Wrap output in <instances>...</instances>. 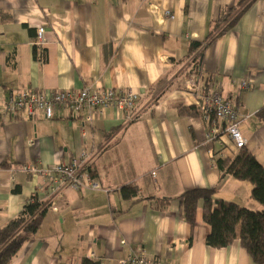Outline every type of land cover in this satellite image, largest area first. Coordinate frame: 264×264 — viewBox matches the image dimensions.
Returning <instances> with one entry per match:
<instances>
[{
    "label": "crops",
    "instance_id": "crops-1",
    "mask_svg": "<svg viewBox=\"0 0 264 264\" xmlns=\"http://www.w3.org/2000/svg\"><path fill=\"white\" fill-rule=\"evenodd\" d=\"M236 2L0 0V227L41 185L22 171L24 164H69L86 150L88 172L100 185L66 189L54 199L11 264H117L135 250L163 264H254L238 239L227 248L208 247L201 208L190 225L178 199L213 189L216 198L260 209L249 183L220 178L214 165V151L236 154L231 139L209 142V121L177 111L196 106L185 87L194 75L183 61L189 43L213 33L214 21ZM39 27L46 28L43 60L35 45ZM200 72L201 90L209 77L236 107L244 147L264 168V0L205 46ZM86 86L136 91V118L127 121L112 108L73 115L58 107L46 120L40 113L12 117L5 108L8 93L27 87ZM127 185L137 188L128 200L120 192Z\"/></svg>",
    "mask_w": 264,
    "mask_h": 264
},
{
    "label": "trees",
    "instance_id": "trees-1",
    "mask_svg": "<svg viewBox=\"0 0 264 264\" xmlns=\"http://www.w3.org/2000/svg\"><path fill=\"white\" fill-rule=\"evenodd\" d=\"M254 1L237 0L214 21L213 33L207 34L202 41L189 43L183 61H189L187 67L191 68V73L198 79H203L200 63L205 46L231 30ZM211 81L209 77L205 78L203 86L206 88ZM177 111L180 117H200L195 105H179ZM213 156L220 178L229 175L235 180L249 183L250 198L260 205V209L250 210L237 203L216 198L213 189H193L178 197L183 217L193 225L196 211L200 207L204 222L210 226V233L205 240L208 247L227 248L238 239L254 264H264V168L245 147L237 149L233 157L223 156L219 151H214ZM120 192L122 198L128 200L136 196L137 188L127 185ZM32 198L33 201L28 199L16 216L0 227V264H11L23 243L33 238L42 225L48 206L35 195Z\"/></svg>",
    "mask_w": 264,
    "mask_h": 264
},
{
    "label": "built area",
    "instance_id": "built-area-1",
    "mask_svg": "<svg viewBox=\"0 0 264 264\" xmlns=\"http://www.w3.org/2000/svg\"><path fill=\"white\" fill-rule=\"evenodd\" d=\"M172 18V16H169ZM45 27L37 29L35 45L40 49L37 57L44 59L42 51L45 45ZM186 90L196 98V107L205 121L210 123V133L207 137L209 142H220L223 136L231 139L236 149L245 146V139L241 136L239 125V114L229 100L223 98L218 89H214L209 84L201 90L198 79L195 75L185 81ZM244 83L242 87L244 88ZM140 95L132 89L108 88L100 91L97 88L86 86L79 91L57 90V89H37L32 87L24 88L19 92H10L5 98V108L7 113L15 117L20 113H25L28 118H33L36 113H40L46 120L53 118L54 111L58 107L66 108L75 115L82 109H90L101 114L104 110L112 108L117 112H122L127 121L136 118L134 108ZM87 123L92 122V117L86 118ZM90 154L85 150L73 158L69 164H54L40 166L37 164H24L22 171L41 179V185L31 195H35L44 205L50 206L52 201L59 197L66 189L98 190L100 185L91 178L88 167ZM154 175V173H152ZM121 244H125L124 241ZM117 264H163L158 259L147 256L142 250L131 251L126 258L119 259Z\"/></svg>",
    "mask_w": 264,
    "mask_h": 264
}]
</instances>
